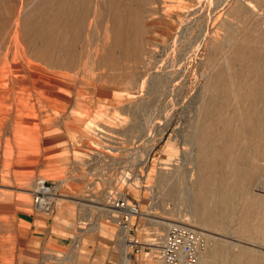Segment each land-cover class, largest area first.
<instances>
[{"label":"rangeland","instance_id":"374dc122","mask_svg":"<svg viewBox=\"0 0 264 264\" xmlns=\"http://www.w3.org/2000/svg\"><path fill=\"white\" fill-rule=\"evenodd\" d=\"M243 1L0 0V245L27 240L42 216L66 234L78 262L134 264L105 215L111 192L139 205L142 228L166 221L206 234L207 250L220 245L224 257L209 264H264V202L240 233V193L225 230L194 216L198 127L216 69L236 94L229 33L251 36L253 16L264 15L262 0L247 23L235 19L230 9ZM217 139L207 137L205 159ZM37 178L61 181L49 215L32 209ZM262 187L264 167L250 196L264 198ZM242 252L253 259L231 257Z\"/></svg>","mask_w":264,"mask_h":264},{"label":"bare ground","instance_id":"6f19581e","mask_svg":"<svg viewBox=\"0 0 264 264\" xmlns=\"http://www.w3.org/2000/svg\"><path fill=\"white\" fill-rule=\"evenodd\" d=\"M259 2L262 0L238 2L230 9L231 15L239 21L245 19L247 23L253 16L251 7L261 8ZM253 17L256 24L250 25L253 31L251 36L247 35V30L239 35L229 33L228 41L231 46L228 58L233 66L232 75L237 81V93H233L226 79L225 69L219 66L213 78L209 102L198 127V133L202 137L199 149L201 172L194 191V216L199 226L225 230L228 228L226 216L232 211V204H236L235 194L240 193L239 233L252 227L251 221L264 202V198L250 196L248 192L249 184L264 167V15ZM213 136L218 137L214 143L215 152L205 159L206 139ZM237 150L239 156L234 157ZM249 153L254 160L250 168ZM60 185L61 181L58 180L55 186L57 201L62 197L57 190ZM100 208L103 207H98L99 210ZM104 211L107 215L108 209ZM170 224L172 223L166 221L155 222L159 229ZM158 228L155 227L157 232ZM121 232L125 242H129L127 232ZM220 247L214 245L207 250V245L198 264L204 253H207L202 260L205 264L218 257L224 259L220 254ZM231 257L236 260L253 259V256L244 252Z\"/></svg>","mask_w":264,"mask_h":264},{"label":"built area","instance_id":"2783aa9c","mask_svg":"<svg viewBox=\"0 0 264 264\" xmlns=\"http://www.w3.org/2000/svg\"><path fill=\"white\" fill-rule=\"evenodd\" d=\"M55 186L43 178L34 181L31 197L32 209L35 212L44 215L53 212L58 197ZM105 199V207L108 212H112L110 217L115 225L129 236L128 243L132 247L134 264H140L137 256L142 257L147 264L199 263L200 256L208 244L204 233L181 223L170 224L162 234L154 228H142L135 221L140 216L137 203L129 201L126 197H117L111 192Z\"/></svg>","mask_w":264,"mask_h":264},{"label":"crops","instance_id":"0c3cea01","mask_svg":"<svg viewBox=\"0 0 264 264\" xmlns=\"http://www.w3.org/2000/svg\"><path fill=\"white\" fill-rule=\"evenodd\" d=\"M84 223L87 224V222ZM94 229L102 230L99 225ZM26 235L27 240L23 242L17 240L0 245V264H5V261L10 258L9 264H109L99 259L92 263V258L89 261L78 262L73 249L69 251L73 244L68 241L66 234L53 228L51 222L42 216L33 217ZM79 244L80 238L77 237L74 245ZM121 244L123 245V242ZM59 250L64 251L58 252Z\"/></svg>","mask_w":264,"mask_h":264}]
</instances>
